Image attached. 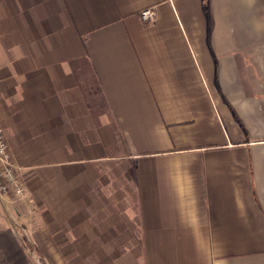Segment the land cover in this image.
I'll list each match as a JSON object with an SVG mask.
<instances>
[{"label":"crops","instance_id":"1","mask_svg":"<svg viewBox=\"0 0 264 264\" xmlns=\"http://www.w3.org/2000/svg\"><path fill=\"white\" fill-rule=\"evenodd\" d=\"M0 127V264H264V0H0Z\"/></svg>","mask_w":264,"mask_h":264},{"label":"built area","instance_id":"2","mask_svg":"<svg viewBox=\"0 0 264 264\" xmlns=\"http://www.w3.org/2000/svg\"><path fill=\"white\" fill-rule=\"evenodd\" d=\"M143 22L151 23L154 19L152 10L142 11ZM25 187L18 167L11 161L4 132L0 127V199L9 197L19 200L24 197Z\"/></svg>","mask_w":264,"mask_h":264}]
</instances>
